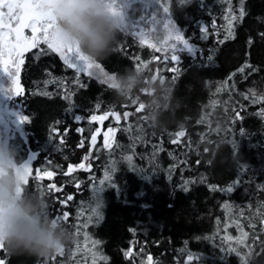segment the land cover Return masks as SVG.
I'll list each match as a JSON object with an SVG mask.
<instances>
[{
    "label": "trees",
    "instance_id": "1",
    "mask_svg": "<svg viewBox=\"0 0 264 264\" xmlns=\"http://www.w3.org/2000/svg\"><path fill=\"white\" fill-rule=\"evenodd\" d=\"M159 1L194 53L173 61L124 29L96 62L113 77L145 72L126 103L57 52L27 53L19 103L29 121L9 143L20 162L33 155L26 186L46 191L54 218L67 213L75 240L50 258L0 249L6 264H264V0ZM158 77L178 97L161 115L179 122L163 131L143 103ZM100 125L112 129L107 147Z\"/></svg>",
    "mask_w": 264,
    "mask_h": 264
},
{
    "label": "clouds",
    "instance_id": "2",
    "mask_svg": "<svg viewBox=\"0 0 264 264\" xmlns=\"http://www.w3.org/2000/svg\"><path fill=\"white\" fill-rule=\"evenodd\" d=\"M51 9L63 43L78 47L94 61L111 54L125 29V17L112 9L110 0H55ZM145 77L143 70L135 68L113 77L116 101L128 102L143 87ZM177 99L172 82L158 77L153 91L143 98L147 121L154 130L163 131L170 123L179 122L177 117L166 121L161 115L163 104L171 107ZM20 165L17 147L0 140V245L10 254L56 256L74 242L75 234L70 226L53 217L46 191L26 186L27 174ZM90 200L102 210V196L94 193Z\"/></svg>",
    "mask_w": 264,
    "mask_h": 264
},
{
    "label": "snow or ice",
    "instance_id": "3",
    "mask_svg": "<svg viewBox=\"0 0 264 264\" xmlns=\"http://www.w3.org/2000/svg\"><path fill=\"white\" fill-rule=\"evenodd\" d=\"M54 3L55 0H0V71L10 75L12 78V87L10 89L12 96L20 95L18 73L19 64L23 62L22 59H20L21 54L25 49L36 47L40 42L46 44L52 51L59 53L69 67L75 68L78 71L88 72L89 75H92L89 71L90 69L93 67L97 69L100 68V65L96 63V61L84 56L78 47L74 48L63 43L56 30L55 19L52 14L51 5ZM110 5L114 11L119 12V14L125 17L123 5H120L119 7L117 6L118 0H110ZM163 11L167 13L168 8L164 7ZM243 15L244 9L241 8L240 17L242 18ZM231 19L234 20L237 19V17L232 16ZM169 27V23L164 24L165 29H169ZM26 28L31 29V36H25L24 30ZM201 31L206 33L207 28L202 26ZM38 32L41 34L39 38L37 36ZM172 38L173 36L170 34L164 39V41H162V43L167 46L168 40ZM174 39L176 43L170 45L173 50L171 60L179 61V56L176 54L178 43L183 45L180 51L186 50L187 52L194 53L193 47L187 40L183 39V36L179 31H174ZM140 42L143 44L144 40L141 39ZM152 46L155 47V45ZM156 50L159 51L160 49L157 48ZM165 59H167V57H165ZM13 65H15L14 70L12 67ZM109 79L111 80L112 77H109ZM138 107L142 108L143 106L140 104ZM19 119L21 123L29 121V117L24 115H20ZM77 119L79 120L80 118L77 117ZM91 119L102 120L103 117L92 116ZM117 119H119V117H117ZM111 131L112 129H109V132ZM52 132L55 134L56 129H53ZM183 134V132L178 133L179 136H183ZM62 142L63 141L61 140V143ZM107 146L108 137L106 135L105 147ZM79 167H84V165L81 164ZM20 168H22L27 174L25 179V184L27 185L29 183V176L32 172L31 160L21 163ZM69 171H71V169H69ZM44 175L51 177L53 173L45 170ZM34 179L37 181L42 179L40 169L36 170ZM100 183L103 184L104 181L102 180ZM54 188L55 185L49 186V190ZM230 190L231 189H229V191ZM97 191H99V189H97ZM68 199H71V197H68ZM56 219H67V213H64L63 216L57 217ZM228 239L231 238L229 237ZM0 249H4L3 245H0ZM230 251H234V249H230ZM63 252L64 250L62 249L59 254L63 255ZM188 260L191 261L192 257L189 256ZM0 264H6V261L0 259Z\"/></svg>",
    "mask_w": 264,
    "mask_h": 264
},
{
    "label": "rangeland",
    "instance_id": "4",
    "mask_svg": "<svg viewBox=\"0 0 264 264\" xmlns=\"http://www.w3.org/2000/svg\"><path fill=\"white\" fill-rule=\"evenodd\" d=\"M120 5H123V11L125 12L126 31L138 35L145 42L155 45V48L160 49V51L162 52L169 53L170 55L173 54V50L171 49L170 45L172 43H176L174 39V31L179 30L171 21L168 12L165 13L163 11V8L165 6L162 2L159 1L158 3V0H118L117 6L119 7ZM165 23L170 24L169 29L164 28ZM170 34H172L173 38L168 40V45L165 46L162 41H164V39ZM31 35V29H27L26 36ZM40 35L41 34L38 32V38ZM182 47V44H177L176 54L181 52L180 49ZM35 48L45 50L48 47L43 42H40L36 47H34V49ZM29 50L30 48L25 49L21 54L20 59L27 56ZM59 56L61 57L60 54ZM62 60L64 61V59ZM12 67L14 70L15 65H13ZM89 71L92 73V75L99 78L100 80L111 83L109 77L113 78V76L105 72L102 66H100L99 69L93 67ZM11 87V76L4 73L3 71H0V140L7 142L11 141L12 135L16 132L23 135L22 133H24V126L26 123H21L19 119L20 115L26 116L23 106L19 103V101L22 100L21 98L23 94L12 96L10 92ZM99 129V134H101L104 139L106 135L108 137V140L111 139L112 131L109 132V129H103L101 125ZM33 158V155H31L26 161L31 160L32 163ZM75 168H77V166L70 167L71 170H74Z\"/></svg>",
    "mask_w": 264,
    "mask_h": 264
},
{
    "label": "water",
    "instance_id": "5",
    "mask_svg": "<svg viewBox=\"0 0 264 264\" xmlns=\"http://www.w3.org/2000/svg\"><path fill=\"white\" fill-rule=\"evenodd\" d=\"M27 29V28H26ZM25 29V30H26ZM30 49H32V48H30ZM22 63H20L19 65H20V69H21V66H22V64L24 63V59H22ZM18 81H19V86H20V81H21V72H20V70H19V73H18ZM21 89L22 90H24V88L23 87H21Z\"/></svg>",
    "mask_w": 264,
    "mask_h": 264
},
{
    "label": "flooded vegetation",
    "instance_id": "6",
    "mask_svg": "<svg viewBox=\"0 0 264 264\" xmlns=\"http://www.w3.org/2000/svg\"><path fill=\"white\" fill-rule=\"evenodd\" d=\"M26 32H27V31L24 32L25 36H26ZM32 50H34V47L32 48ZM32 50H31V51H32ZM25 57H26V56H25ZM25 57H22V59L25 60ZM19 68H20V66H19ZM21 68H22V66H21ZM20 86L22 87V81H20ZM9 142H10V141H9Z\"/></svg>",
    "mask_w": 264,
    "mask_h": 264
}]
</instances>
